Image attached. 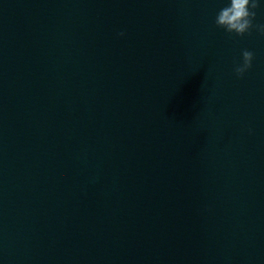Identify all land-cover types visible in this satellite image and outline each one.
Masks as SVG:
<instances>
[{"label":"clouds","instance_id":"clouds-1","mask_svg":"<svg viewBox=\"0 0 264 264\" xmlns=\"http://www.w3.org/2000/svg\"><path fill=\"white\" fill-rule=\"evenodd\" d=\"M259 0H229L228 4L221 8L215 17V25L222 28L228 34L236 36L251 35L253 29L264 36V24H254L257 12L260 8ZM124 36V32L118 33ZM242 61L234 67V73L238 78H242L252 67L254 53L245 49L241 53ZM252 130L249 129L251 134Z\"/></svg>","mask_w":264,"mask_h":264}]
</instances>
